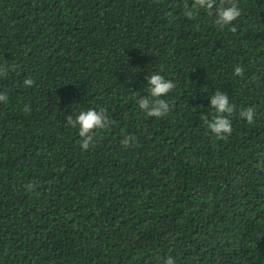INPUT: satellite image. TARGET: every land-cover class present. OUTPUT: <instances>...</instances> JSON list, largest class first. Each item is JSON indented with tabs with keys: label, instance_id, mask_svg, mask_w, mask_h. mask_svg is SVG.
Instances as JSON below:
<instances>
[{
	"label": "trees",
	"instance_id": "obj_1",
	"mask_svg": "<svg viewBox=\"0 0 264 264\" xmlns=\"http://www.w3.org/2000/svg\"><path fill=\"white\" fill-rule=\"evenodd\" d=\"M236 2L221 28L220 0H0V264H264V0ZM154 74L160 118L137 103ZM87 108L106 127L84 150Z\"/></svg>",
	"mask_w": 264,
	"mask_h": 264
},
{
	"label": "clouds",
	"instance_id": "obj_2",
	"mask_svg": "<svg viewBox=\"0 0 264 264\" xmlns=\"http://www.w3.org/2000/svg\"><path fill=\"white\" fill-rule=\"evenodd\" d=\"M217 0H193L194 7L196 9H202L213 15L212 9ZM184 14L190 16L192 10L185 8ZM242 14L241 8L238 6L236 0H220V6L215 11V23L221 28L232 24ZM235 31V28L232 29ZM7 66L12 72L16 70V65L3 64ZM243 68L239 65L234 68V74L240 76L243 73ZM6 73L0 71V78H4ZM33 84L31 78L24 80V85L30 87ZM148 92L151 100L145 98L139 100L137 103L140 109H143L148 116L160 118L165 116L170 111V105L162 96L170 93L175 84L170 79H165L159 74H154L148 77ZM7 101V94L0 93V102ZM151 104V108H150ZM210 106L214 109L215 115L211 121H208L207 127L218 139H223L225 136L230 135L232 132L231 114L234 111L235 106L229 103L228 96L216 91L210 97ZM26 110H30L27 109ZM104 109L96 110L94 108H87L78 111L73 120L72 116L67 118L68 126L77 129L78 134L81 137V146L84 150H87L90 143L94 141L95 130L104 129L106 127V121L103 117ZM239 116L245 119L248 123H252L255 110L252 107H244L239 111ZM133 137H125L121 142L124 147H128L130 142L133 141ZM165 264H174V260L169 257L165 260Z\"/></svg>",
	"mask_w": 264,
	"mask_h": 264
}]
</instances>
